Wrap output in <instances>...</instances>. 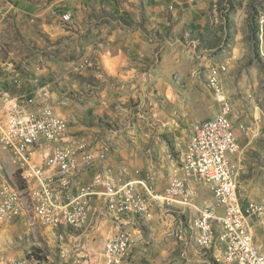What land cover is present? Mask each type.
Segmentation results:
<instances>
[{
    "label": "rangeland",
    "instance_id": "obj_1",
    "mask_svg": "<svg viewBox=\"0 0 264 264\" xmlns=\"http://www.w3.org/2000/svg\"><path fill=\"white\" fill-rule=\"evenodd\" d=\"M186 1L0 0V124L11 107L51 109L104 164L161 193L183 171L179 156L193 126L219 113L211 80L225 67L241 147L234 163L240 197L264 213V0H203V7L194 0L191 10ZM0 165L26 188L2 132ZM92 177L82 171L80 184ZM198 189L197 206L213 203L205 186ZM101 207L91 204L79 230L55 233L35 217V224L0 227V261L27 254L43 264H102L113 226L97 224ZM155 210L150 222L140 220L131 264H220L217 251L195 242V209ZM251 227L264 252V214Z\"/></svg>",
    "mask_w": 264,
    "mask_h": 264
},
{
    "label": "built area",
    "instance_id": "obj_2",
    "mask_svg": "<svg viewBox=\"0 0 264 264\" xmlns=\"http://www.w3.org/2000/svg\"><path fill=\"white\" fill-rule=\"evenodd\" d=\"M174 9V6H171ZM64 20L69 21L66 15ZM225 67L218 69L216 100L219 113L212 119L196 123L184 150H192L193 165H185L183 156L179 161L183 171H177L161 192L154 190L147 179H128L108 163L103 155L90 149L87 144L71 136L68 124L51 109L27 112L11 107L5 114V128L11 136V146H24L27 160L21 165L30 167L31 186L37 193L43 222L39 226L51 227L52 231H69L77 223H85V207L92 200L109 202L117 213L130 215L131 207L145 212L152 200L173 203V208L184 211L195 209L202 224L201 238L214 243L219 252L220 264H264V252L255 240H250L253 219L261 217L256 201L243 203L235 192L233 177H237L234 157L241 147L237 136L235 119L229 105L224 101L223 76ZM12 135L20 136V144H13ZM95 165L98 168H94ZM102 165V166H101ZM93 174L88 184H80L82 171ZM95 170V171H92ZM0 165V227L22 220L34 223L35 212H27L26 198L18 185L6 178ZM23 178V176H21ZM212 194L213 203L197 206L200 186ZM154 215L156 213L153 207ZM104 222L113 226L101 252L102 264H131L136 260L134 236H141L134 225H118L115 218L103 214L98 225ZM220 231H227V240H220ZM123 233H130V240H123ZM80 259V255H77ZM0 264H43L35 257H18L0 261ZM78 264H81L78 261ZM85 264H88L85 262Z\"/></svg>",
    "mask_w": 264,
    "mask_h": 264
},
{
    "label": "bare ground",
    "instance_id": "obj_3",
    "mask_svg": "<svg viewBox=\"0 0 264 264\" xmlns=\"http://www.w3.org/2000/svg\"><path fill=\"white\" fill-rule=\"evenodd\" d=\"M211 84L213 86V89L217 91V80L216 78H212ZM224 101L226 104L229 105L230 113L233 117V112L231 108V103L229 98L227 97V94L224 91ZM9 106V105H8ZM7 106V107H8ZM6 113H9V109L6 111ZM0 128H5V125L0 124ZM2 132V136L7 140V144L15 152V155L19 156L20 160H27V150L24 148V146H17V153L16 148L11 146V136L9 135L8 131H0ZM12 142L13 144H20V136L19 135H12ZM239 155V153L236 154L234 157V163L235 158ZM183 156V163L185 165H193V152L192 150H184L182 151ZM18 159V157H17ZM19 160V159H18ZM19 160V161H20ZM21 164V162H20ZM182 164V163H181ZM183 166V164H182ZM21 170L23 171V179L26 184V188L23 190L18 189L22 196L26 198V209L27 212H35L34 217L36 219H41L43 221V212H40V203L37 200V193L34 191V189L31 186V174H30V167L21 165ZM233 184L235 186V192L240 197V187H239V181L237 177H233ZM94 202H98V200H92L91 204ZM99 204L102 205L101 212L99 214V217H102L103 214L106 212L107 218H115L116 224L118 225H136L137 231L140 232L141 230V221L142 222H150L154 218V210L159 208L160 206L163 207H173V203H161V200H152V205H146L145 212H142L139 207H131L130 208V215L124 216V213H117V209L113 207H109V202H100ZM92 208V207H91ZM90 206L85 207V223H77L75 225V229L79 230L83 227H85L88 224V221L90 219ZM258 210L261 211V217L263 216V210L261 208V205L257 203ZM260 217V218H261ZM102 219V218H101ZM141 220V221H140ZM101 221V220H99ZM193 230H194V236H195V242L196 244L203 250H215L216 247L214 243H205L203 239L201 238L202 235V224L199 219H195L193 222ZM3 238H0V242H2ZM123 240H130V233H123ZM220 240H227V231H220ZM250 240H255L252 230L250 233ZM218 252V251H217ZM219 253V252H218ZM28 257H34V256H28ZM219 257V255H218ZM234 264H243L242 261H235Z\"/></svg>",
    "mask_w": 264,
    "mask_h": 264
},
{
    "label": "crops",
    "instance_id": "obj_4",
    "mask_svg": "<svg viewBox=\"0 0 264 264\" xmlns=\"http://www.w3.org/2000/svg\"><path fill=\"white\" fill-rule=\"evenodd\" d=\"M199 1V3L197 4V3H195V1L194 0H187L185 3H184V5H186V9H192V8H195L196 7V4L200 7V6H202L203 7V4L204 5H206V3L203 1V0H198ZM209 2V1H208ZM207 2V3H208ZM198 8V7H197ZM0 13H1V11H0ZM202 14H204V13H202ZM211 69V68H210ZM210 71V70H209ZM215 72V71H214ZM214 72H211V73H214ZM225 75V74H224ZM223 77H225V76H223Z\"/></svg>",
    "mask_w": 264,
    "mask_h": 264
}]
</instances>
